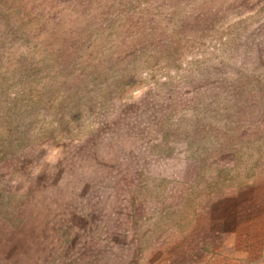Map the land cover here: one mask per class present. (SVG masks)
Returning <instances> with one entry per match:
<instances>
[{
	"label": "rangeland",
	"instance_id": "374dc122",
	"mask_svg": "<svg viewBox=\"0 0 264 264\" xmlns=\"http://www.w3.org/2000/svg\"><path fill=\"white\" fill-rule=\"evenodd\" d=\"M87 2L0 50V264H264V0Z\"/></svg>",
	"mask_w": 264,
	"mask_h": 264
},
{
	"label": "trees",
	"instance_id": "16d2710c",
	"mask_svg": "<svg viewBox=\"0 0 264 264\" xmlns=\"http://www.w3.org/2000/svg\"><path fill=\"white\" fill-rule=\"evenodd\" d=\"M77 2L79 3V0H0V50L14 40L25 42L37 37H41L40 39H89L94 34L93 30L97 28V24L92 22L93 19L80 28L73 24L64 27L71 21L74 23L73 19L67 15V10H76L69 7L75 6ZM64 6L69 7L65 10ZM97 12H95L96 16ZM60 13L67 17L63 18L62 15L58 17ZM95 15L92 17H96ZM71 27L74 28L71 29Z\"/></svg>",
	"mask_w": 264,
	"mask_h": 264
}]
</instances>
